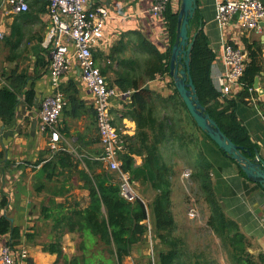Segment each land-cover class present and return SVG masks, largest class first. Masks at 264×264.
I'll list each match as a JSON object with an SVG mask.
<instances>
[{"label":"crops","instance_id":"1","mask_svg":"<svg viewBox=\"0 0 264 264\" xmlns=\"http://www.w3.org/2000/svg\"><path fill=\"white\" fill-rule=\"evenodd\" d=\"M227 1L231 0H198L202 30L215 54L211 78L214 87L221 93L225 85L223 46L226 43H231L246 54L248 47L259 53L262 71L257 77L255 88L258 91L252 94L251 101L237 107L236 115L264 159V22L259 31L245 32L234 18L221 29L215 18L217 2ZM260 1L264 3V0ZM106 5L110 18L93 55L101 72H106L103 75L108 83L119 89L114 84L115 79L127 76L133 70H141L139 67L145 62L148 48L155 47L161 52L169 50L170 37L165 16L155 17L151 13L153 0H107ZM180 5L181 0H173L170 8L176 13ZM29 6V12L17 14L7 0H0V32L4 34L0 40V88L7 85L10 76H27V84L18 94L13 125L6 126L0 121V153H4V157H0V197L6 195L10 201L8 211L3 214L11 219L14 227L20 229L21 237L14 246L28 249L29 264H68L69 260L79 255L82 244L91 245L89 241H83L76 221L79 213L90 205V191L81 172L92 177V174H101L106 166L103 164V168H100L94 164V170L90 171L85 164V160H96L103 153V148L93 96L83 85L76 61L71 63L70 70L61 81L67 106L61 117V141L57 146L63 150L53 151L49 134L39 131L42 102L55 91L49 77V52L43 46L50 18L44 3L29 0ZM38 58L40 62L37 64ZM173 82L170 75H164L148 82L146 89L166 99L173 95ZM31 86L34 87L35 100L29 105L26 92ZM240 92V88L234 89L227 98L236 99ZM131 102V93L111 102L113 124L127 143L125 153L128 152L129 139L137 131L136 122L128 114ZM201 145L212 166L210 179L218 199L227 216L238 223L246 237L249 260L252 264H260V260L264 259V187L243 176L235 161L202 136ZM63 152L71 155V167L61 166L57 162L54 174L51 168L48 172L44 171V166L57 161V155ZM161 155L164 163L173 169L170 177L173 185L184 181L185 173L190 169L186 160L180 158L178 150L172 147V142L167 148L161 147ZM132 156L137 166L144 163L145 155ZM42 166L43 188L39 180ZM178 168L184 170L180 172ZM175 188H172V199ZM36 189H40L39 192ZM148 198L153 197L148 193ZM42 201L43 211H34L41 207ZM172 212L175 218L173 238L164 248L169 251L174 241H181L179 245H174L179 256L173 264H238L208 225H193L191 218L196 216H192V211ZM147 239L153 243L151 232ZM6 240L12 242L11 236L2 237L0 243ZM147 243H135L132 254L123 264H147L151 250L154 251L156 264L158 253L164 248L156 239L153 249L146 252ZM47 248H61L63 254H51L45 251ZM90 248L104 246L100 242L97 247Z\"/></svg>","mask_w":264,"mask_h":264},{"label":"trees","instance_id":"2","mask_svg":"<svg viewBox=\"0 0 264 264\" xmlns=\"http://www.w3.org/2000/svg\"><path fill=\"white\" fill-rule=\"evenodd\" d=\"M44 5L47 6L46 3ZM178 16L179 12L175 13L170 7L165 13L166 28L170 37L169 50L161 52L155 47L148 48L149 53L146 55L145 62L139 67L142 69L133 70L127 76H119L114 82L121 92L131 93L132 102L128 106V114L137 125L135 136L129 139L128 152L122 156V170L129 174L134 186L138 185L155 192L154 199L150 205L143 202V199H138L134 203L126 201L120 196L117 174L107 172L103 168L104 163L100 161L94 160L93 163L91 160H85L90 171L94 170L92 166L94 164L103 168L101 174H92V177L84 171L81 172L86 179V187L90 191V205L79 213L80 216L76 221L82 232L83 241H89L91 245L82 244L78 251L79 255L69 260L68 264H123L124 260L132 254L135 243L145 244L149 241L147 239L149 232L154 241L160 240L161 248L169 246L175 228L171 201L173 183L170 181L173 169L164 163L161 147L167 148L170 142H172V147L178 150L180 158L186 160L188 164L189 181L196 184L205 198L209 208L207 220L209 228L223 242L224 247L230 251L238 264H252L249 255L246 254V237L241 232L238 223L225 213L211 184L212 166L204 154L201 136L211 143H213L212 140L191 117L175 89L174 82L172 83L173 95L166 99L146 89L148 82L157 77L170 75L172 47L176 42L179 27ZM201 23L202 15L198 10L195 18L190 22V39L198 31ZM247 51L248 63L244 76L241 78L243 88L237 94L236 99H221V93L214 87L211 67L215 54L203 30L193 46L190 68L198 97L207 113L237 146L242 147L245 152L254 153L258 146L253 143L249 132L236 115V109L240 104H247L251 101L252 94L249 90L255 88L256 78L262 71L259 53L249 47ZM39 62L38 58L37 64ZM183 65L184 61L181 63V66ZM103 73L106 74L104 71ZM8 82L0 88V121L6 126H11L15 121L18 94L26 86L27 76L24 74L16 77L10 76ZM33 86L26 92V101L29 105H32L35 100ZM222 153L226 156L223 151ZM132 154L145 155L144 163L140 167L136 165ZM2 156L4 157V153H0V157ZM57 158V161L53 160L45 165L44 171L48 172L51 168L54 174L53 170L57 162L61 166L71 167V155L63 152L59 153ZM239 170L246 177L240 167ZM42 179L43 166L39 178L43 188ZM40 189H36L37 192ZM9 205V199L6 195H2L0 197V241L2 237L10 235L12 239L10 243L14 246L18 243L17 240L21 234L20 229L14 227L11 219L3 214L8 211ZM100 242L104 248H90L97 247ZM180 242L174 241L169 251L162 249L158 253L156 264H173L179 256L174 245H179ZM45 251L60 256L63 254L61 248H47ZM149 256L147 264H153L151 255ZM259 263L264 264V259H261Z\"/></svg>","mask_w":264,"mask_h":264},{"label":"built area","instance_id":"3","mask_svg":"<svg viewBox=\"0 0 264 264\" xmlns=\"http://www.w3.org/2000/svg\"><path fill=\"white\" fill-rule=\"evenodd\" d=\"M47 4L50 25L43 42L50 56L49 77L54 93L44 99L39 112V131L50 136V148L63 150L57 146L61 141L60 121L67 106V99L61 91L62 77L68 73L71 63L76 61L80 69L83 85L93 96L95 119L99 129L103 153L96 159L104 163L107 172L117 174L120 196L130 203L142 199L130 176L122 170L121 155L127 151V143L115 128L111 114L113 99L122 98L123 93L111 86L98 68L93 51L103 38L106 22L110 18L107 0H38ZM173 0H153L151 9L155 17H164ZM12 11L17 14L29 12V0H7ZM216 22L225 28L236 18L239 27L247 31H259L264 22V3L260 0H231L217 2ZM4 34L0 32V40ZM225 85L221 99L231 95L234 89L242 90L241 78L244 76L247 54L226 43L223 46ZM258 89L251 88V94ZM190 176L186 173L185 177ZM144 202V201H143ZM192 216L195 213L192 211ZM1 242V241H0ZM153 264L154 251L150 252ZM29 251L23 246H13L6 240L0 243V264H29Z\"/></svg>","mask_w":264,"mask_h":264},{"label":"water","instance_id":"4","mask_svg":"<svg viewBox=\"0 0 264 264\" xmlns=\"http://www.w3.org/2000/svg\"><path fill=\"white\" fill-rule=\"evenodd\" d=\"M197 10L198 0H181L177 39L172 47L170 59V76L173 78L175 89L197 126L227 157L237 163L250 181L264 187V159L259 151L256 150L255 155L249 151L245 152L242 147L237 146L229 139L217 122L207 113L198 97L190 68L191 52L199 33L203 29L201 23L198 31L190 39V22L195 18ZM183 61L184 65L181 66ZM257 83L258 78H256L255 87H257Z\"/></svg>","mask_w":264,"mask_h":264},{"label":"rangeland","instance_id":"5","mask_svg":"<svg viewBox=\"0 0 264 264\" xmlns=\"http://www.w3.org/2000/svg\"><path fill=\"white\" fill-rule=\"evenodd\" d=\"M173 87V86H172ZM202 135V134H200ZM179 169V168H178ZM180 172H182V168L179 169ZM190 171L186 172L189 174ZM185 173V174H186ZM190 180V176L185 177L184 181H182L180 184L173 185L175 186V193L173 195V199L171 196L172 201V211H196L197 214H195V218H191L193 225L198 226H205L207 225V220L209 217V208L206 204L204 196L200 193L199 188L196 186V184L193 181ZM138 194L141 196L143 201L147 203V205H150L154 199L155 192L145 189L144 187H140L138 185L135 186ZM148 193L153 198H148ZM185 206V207H184ZM186 208V209H185ZM43 209V201L41 203V207L39 209H35L34 211H42ZM148 247L146 249L149 250L150 248L153 249L150 241L147 243ZM148 259V255L146 256ZM149 261V260H148Z\"/></svg>","mask_w":264,"mask_h":264}]
</instances>
